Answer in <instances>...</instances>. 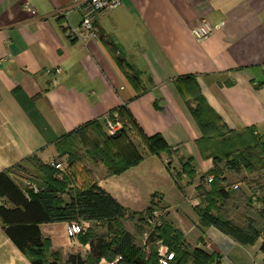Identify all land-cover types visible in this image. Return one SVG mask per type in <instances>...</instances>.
Here are the masks:
<instances>
[{"label": "crops", "instance_id": "1", "mask_svg": "<svg viewBox=\"0 0 264 264\" xmlns=\"http://www.w3.org/2000/svg\"><path fill=\"white\" fill-rule=\"evenodd\" d=\"M121 1L117 9L97 17L101 37L84 40L75 32L80 14L67 13L70 0H0V172L35 155L49 165L60 161L57 142L63 136L125 106L143 136L163 135L179 152L180 163L193 157L200 177L212 159H203L199 151L201 130L176 84L184 75L196 76L207 101L231 129L264 128V0ZM203 19L216 30L200 42L191 29ZM118 57L139 77V85L129 79ZM57 68L62 72L56 73ZM169 158L166 152L149 154L112 176L104 166L106 176L92 183L133 213L145 212L159 198L168 221L190 248L219 255L220 264H264L263 238L242 245L215 226H203L197 210L184 206L199 183L177 178ZM153 176L166 182L168 195L158 193ZM66 223L42 224L44 238L51 239L53 252L61 253L64 263L71 254L86 258L90 243L80 235L69 240ZM67 240L68 250L61 248ZM147 248H152L150 241ZM0 264H32L1 221Z\"/></svg>", "mask_w": 264, "mask_h": 264}, {"label": "trees", "instance_id": "2", "mask_svg": "<svg viewBox=\"0 0 264 264\" xmlns=\"http://www.w3.org/2000/svg\"><path fill=\"white\" fill-rule=\"evenodd\" d=\"M105 41L114 50L115 45L109 40ZM117 60L129 79L135 85H139V77L128 68L126 61L119 57ZM176 84L181 94L185 96L187 106L201 130L202 136L197 142L199 151L203 158L212 159L214 164L210 172L200 175L202 181L207 176H214L212 189L209 192H202L203 186L197 187L204 201L209 203L207 208L196 209L202 225L215 226L242 245H254L263 238L261 250L264 252V229L252 218H249L246 224H239L230 216L227 203L236 201L237 192L222 184L227 181L225 169L237 173L243 168L256 173L264 170V141L258 136V128L251 126L239 130L231 129L207 101L196 76L184 75L176 80ZM193 98L196 104L193 103ZM116 112L119 113L124 128L115 136H108L105 134L106 117L110 115L113 118ZM108 115L63 136L57 142L59 156L70 155L72 163L79 159L80 152L86 148L82 145L81 137L92 128L100 139V147L95 150L86 148L84 151L91 159L104 163L108 175H120L139 165L144 156L138 152L119 156L108 150V143L119 140L124 133L126 119L133 126L127 117L126 107H121ZM143 137L146 138L150 153L153 155L173 151L161 134ZM26 161L32 162L39 169L40 174L36 179L39 180L41 189L36 193H26L13 177L15 169ZM24 162L15 168L0 172V200L4 201L0 205V221L5 234L23 251L32 264H61L58 262L60 255L52 250L51 239L44 238L41 225L71 221H102L103 224L107 223L109 232L99 234L92 231L80 236L83 243H90L91 253L86 258L80 254H71L64 264H100L104 259L109 263L118 259L117 264H160L156 245L158 241H163L175 253L172 264L221 263L219 255H208L200 249H191L184 235L164 217L162 224L150 235L152 253L147 256L123 221L132 219L146 224V215L152 214L158 208L151 204L145 212L133 213L98 183H90L75 192H67L64 188L66 183L55 178V170L38 156H32ZM183 169L191 183L194 182L198 171L193 157L184 160ZM239 195L240 199L244 193ZM110 238L112 239L109 240Z\"/></svg>", "mask_w": 264, "mask_h": 264}, {"label": "rangeland", "instance_id": "3", "mask_svg": "<svg viewBox=\"0 0 264 264\" xmlns=\"http://www.w3.org/2000/svg\"><path fill=\"white\" fill-rule=\"evenodd\" d=\"M192 100L193 103L196 104L194 98ZM125 123L126 129L124 133L120 136L119 140L109 142V149H107L110 150L111 153H114L115 155L119 156L128 155L134 152H138L142 156L151 154L146 138H144L141 133L134 126H132L129 121H127V119L125 120ZM106 133L107 132H105V134ZM258 133V136L264 141V128L258 130ZM81 142L82 145L85 146L87 149L95 150L100 147V139L97 138L96 133L92 128L88 129L87 132L83 134V137H81ZM79 145L81 148H83L81 144ZM84 149H82L83 151L80 152V158L76 159L74 163L71 162L70 155H62L60 162L63 163V169H56L50 165L55 170V178H57L60 182L66 183L64 188L67 192H75L78 188L85 187L86 185L92 183V181L106 176V170H103V167H106V165L100 161L88 157ZM166 153H168L170 157L168 165L171 171L177 176V178L187 180L188 178L183 171L184 161L180 163L179 152L173 150L171 152ZM174 161H176L175 165L173 164ZM213 166L214 164L211 160L208 166L204 169V173L207 174L208 172H210ZM225 170L227 181L223 182L222 184L225 186L228 185L230 190L235 191V193L237 192L236 201H229L227 203L228 213L239 224H246L248 219L252 218L259 227L264 229V170H260L261 172L257 173L249 172L245 168H243L240 173H237L234 170ZM15 173L17 175L16 181L22 188L26 190H29L30 188L41 189L39 185V180L36 179L37 175L40 174L39 169H37L36 165L32 162H24L20 167L15 169ZM208 177L209 176H207V178ZM207 178L202 181L199 176H196V179L194 180V182L198 180L197 183L199 184L197 186H203V188L201 189L202 192H209L212 189V183H209L207 181ZM152 181L153 185H157V187H160L161 192L158 193H161L162 195L164 193H167V195L169 194L165 181H156L154 176L152 178ZM236 184L239 185L238 189L234 188ZM242 192L244 193V195H242L239 199V194H241ZM155 193L156 192H154L153 196L155 195ZM195 194L196 195L188 196L189 198L187 199V204H185L184 206L192 207L194 209L207 208L209 206V203L204 201L203 196L200 195L198 189ZM150 197V194L147 193V202H149ZM196 199L201 200V203L198 206L193 203L194 201H196ZM167 200H169V198ZM190 200H192L193 202ZM172 205H174L175 207L179 206V204ZM152 206L158 208L157 211L161 214V218L164 217L165 220L168 221L166 217L167 213L164 212V206L161 205L159 198L153 200ZM150 215L151 214L146 215V218L148 219ZM123 222L125 224V227L134 234L136 242L143 247V251L146 253V255H150L152 253V248L148 250L146 240V233L149 231L144 232V230L150 229L149 225L141 224L136 220L132 219H125ZM92 231L99 234H106L109 232L107 223H92L88 232H86L85 234H81L80 236H85ZM111 239L112 238H110L109 240ZM63 244L64 245L61 246V248H64L65 244L70 246L71 241H64ZM69 246H66L64 249H69ZM58 254L60 255V260H58V262L64 264V260L62 259L61 253L58 252ZM100 264H106V262L102 261Z\"/></svg>", "mask_w": 264, "mask_h": 264}, {"label": "built area", "instance_id": "4", "mask_svg": "<svg viewBox=\"0 0 264 264\" xmlns=\"http://www.w3.org/2000/svg\"><path fill=\"white\" fill-rule=\"evenodd\" d=\"M70 1H71V7L69 8L67 13L76 11L80 14L82 21L79 28L75 30V32L84 40L88 38L99 39L101 37V33H100V29L96 24L97 17L102 13L110 12L117 9L122 3L121 0H70ZM25 7L29 11H33L34 9L30 3H26ZM215 30L216 28L213 26V24L210 21L203 19L192 27L191 32L198 41L204 42L208 40L215 33ZM61 72H62L61 68L56 69V73H61ZM106 119H107L106 131L109 136H115L120 130L124 128V124L120 119L119 113L116 112L113 118H111L110 115H108ZM51 166H53L56 169H63V163L58 160L53 161L51 163ZM213 180H214V176H209L207 178V181L209 183H212ZM238 187L239 185L234 186V188H238ZM200 203L201 200L199 199L194 201V204H196V206H198ZM94 222L97 224L101 223V221H94ZM92 223L93 221L67 222L65 230L68 239L72 240L78 235L85 234L86 232H88ZM146 224H148L150 227V229H148L149 232L146 233V240L148 246V239L150 237V234L154 232V230L162 224L161 214L157 210H154L147 219ZM158 254H159L160 264H172V261L175 258V253L172 252L169 249V247L162 242L159 243ZM117 261L118 259L115 262H111V263L107 262L106 264H117Z\"/></svg>", "mask_w": 264, "mask_h": 264}]
</instances>
